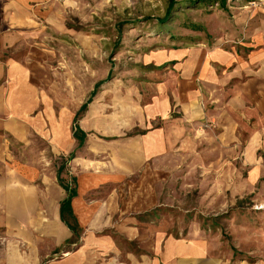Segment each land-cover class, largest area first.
I'll return each mask as SVG.
<instances>
[{
  "label": "rangeland",
  "instance_id": "1",
  "mask_svg": "<svg viewBox=\"0 0 264 264\" xmlns=\"http://www.w3.org/2000/svg\"><path fill=\"white\" fill-rule=\"evenodd\" d=\"M191 1L176 0L173 15L161 24L158 19L165 17L171 0H0V61H12L30 73V82L40 91L38 112L46 102L56 113L63 106L74 112L102 80L93 99L101 115L127 102L132 117L133 108L171 107L170 118L151 121L153 128L168 124L165 137L173 136L165 142L167 154L146 165L159 202L146 211L150 213L146 219L154 221L147 234L158 227L163 241L169 235L185 238L204 232L221 247L247 252L262 247L258 231H264V176H251L246 154L253 150L264 163V143L234 141L232 135L240 130L234 126V112H219L224 101L219 103L218 90L208 92L202 80L211 52L220 47L237 50L252 27L256 31L264 25V0H226L225 5L206 0L193 6ZM165 80L166 91H160ZM190 88L198 114L186 122L180 105H175L182 102L180 91L187 95ZM169 90L179 92L178 98L170 97ZM159 92L169 97L154 100ZM30 133L23 141H11L18 166L38 167L53 175L66 159L56 156L40 134ZM130 201L135 204L133 197ZM116 219L87 226L88 234L80 227L74 245L49 256V262L65 259L69 250H81L80 264L96 259L111 263L119 249H107L94 233L104 227L115 228L103 234L117 232L121 223ZM131 241L130 247L136 248Z\"/></svg>",
  "mask_w": 264,
  "mask_h": 264
},
{
  "label": "crops",
  "instance_id": "2",
  "mask_svg": "<svg viewBox=\"0 0 264 264\" xmlns=\"http://www.w3.org/2000/svg\"><path fill=\"white\" fill-rule=\"evenodd\" d=\"M250 31L247 41L241 43L243 47L235 51L220 47L209 54L211 56L205 64L207 73L202 83L208 92L210 88L218 90L217 100L219 103L224 101L219 112H234V126L240 127L237 134L232 135L234 141L263 144L264 25L256 31L252 27ZM257 37L259 45L255 44ZM30 79V73L23 66L12 61H0V264H51L49 256L67 245H74L73 241L79 235H75L61 217V204L68 197L65 184L76 190L72 210L85 232L88 231L87 226H98V223L115 218L121 223V229L113 234L102 233L111 227L94 233L107 243V249L117 247L119 252H113L109 260L111 263H98L96 259L93 264H264L263 230L258 231L262 247L247 252L221 247L220 241L212 240L211 235L204 232H192L185 238L169 235L163 241V232L158 227L153 228V234H147L146 230L152 229L154 221L151 222L150 216L146 219V213L150 215L146 211L158 207L159 202L151 178L152 171L146 165L151 159L156 162L167 154L165 142H171L168 138L173 136L165 137L168 124L153 128L151 121L170 118L171 107L164 110L150 105L141 110L133 108L134 117L140 111L144 115L133 119L129 113L132 112L130 103L127 102L119 105L113 113L105 109L100 117V110L93 102L95 95L78 118L80 128L86 133L85 142L80 146L73 134V124L82 104L74 112L63 106L56 113L46 102L45 109L38 112L40 91ZM165 85L166 80L160 91H166ZM188 90L192 92L191 96L181 91L180 94L170 91L173 99L180 95L182 102L175 106L180 105L186 122L192 119L194 113L198 114V110L193 108L194 90ZM159 93L154 100L164 95L169 97L167 93ZM30 132L40 134L51 143L56 156L66 159L65 164H61L62 181L58 177L61 166L55 167L53 175L44 173L38 167L18 166L17 153L11 147V141H23ZM246 157L251 160L247 163L252 165L251 176H264V163L257 159L254 151H247ZM262 189L264 191V186ZM131 197L135 204L131 203ZM129 206L136 210L129 211ZM155 219L159 220L158 217ZM130 220L134 221V225L130 224ZM131 240H135L136 248L130 247L133 245ZM79 252L81 250H69L65 253L66 258L55 264H80L79 259L83 256Z\"/></svg>",
  "mask_w": 264,
  "mask_h": 264
},
{
  "label": "trees",
  "instance_id": "3",
  "mask_svg": "<svg viewBox=\"0 0 264 264\" xmlns=\"http://www.w3.org/2000/svg\"><path fill=\"white\" fill-rule=\"evenodd\" d=\"M208 1H215V0H208ZM219 3H221L222 5L226 4V0H216ZM206 0H194L189 2L190 5H198L199 3H205ZM176 5V0H171V3L169 5V9L167 10V13L165 15L164 18L158 19V21L163 24L166 23L167 21H169V19L171 18V16L173 15V11ZM201 26H197V30H201L200 28ZM112 77V73L109 74L108 79H110ZM105 80H102L100 82H98L94 88V90L92 91L89 99L82 105L81 109L79 110V112L76 115L74 124H73V134L74 137L79 141L80 146L85 142L86 139V133L80 128L79 124H78V118L80 117V115L86 110L88 104L90 101H92L93 97L97 94L98 89L100 87V85L104 82ZM59 173H58V177L59 180L62 181V177L60 175L61 170H62V166L59 168ZM65 188L68 191V197L62 202L61 204V217L62 220L67 224V226L71 229V231L75 234V235H79L80 232V226L73 214V210H72V199L73 197L77 194L76 190L72 187H70V185L65 184Z\"/></svg>",
  "mask_w": 264,
  "mask_h": 264
},
{
  "label": "bare ground",
  "instance_id": "4",
  "mask_svg": "<svg viewBox=\"0 0 264 264\" xmlns=\"http://www.w3.org/2000/svg\"><path fill=\"white\" fill-rule=\"evenodd\" d=\"M33 69H34V68H33ZM37 71H38V70H37ZM39 71H40V70H39ZM42 71H43V70H42ZM43 72H44V71H43ZM32 73H33V72H32ZM43 74H44V73H43ZM32 75H33V74H32ZM46 75H47V74H46ZM38 76H41V75L38 74ZM41 77H43V76H41ZM44 78H45V77H44ZM47 78H48V77H47ZM48 79H49V78H48ZM186 85H187V84H186ZM122 89H123V88H122ZM116 91H117V90H116ZM123 92H124V91H123ZM105 93H107V91H106ZM118 93H119V92H118ZM118 93H116V94H118ZM100 95H101V93H100ZM130 96H131V95H130ZM60 97H61V96H60ZM121 97H123V96H121ZM124 97H125V96H124ZM185 97H186V96H185ZM60 99H61V98H60ZM120 100H121V98H120ZM124 100L127 101V100H129V99H127V100L124 99ZM124 100H123V101H124ZM68 102H69V101H68ZM97 103L99 104V102H97ZM136 104H137V103H136ZM92 105H93V104H92ZM92 105H91V106H92ZM92 108L94 109V107H92ZM90 109H91V108H90ZM96 109H97V108H96ZM96 109H95V111H96ZM96 112H97V111H96ZM96 112H94L95 115L98 113V112H97V113H96ZM138 113H139V112H138ZM142 113H143V112H142ZM142 113H141V111H140V114H142ZM140 114H137V115H140ZM98 115H99V114H98ZM113 115H114V114H113ZM137 115H136V116H137ZM142 115H143V114H142ZM91 116H92V115H91ZM96 116H97V115H96ZM96 116H94V117H96ZM143 116H144V115H143ZM143 116H141V117H143ZM97 117H98V116H97ZM100 117H102V115H101ZM132 118L134 119V117H132ZM137 118H138V116H137ZM87 119H88V115H87ZM130 119H131V118H130ZM85 120H86V119H85ZM85 120H84V121H85ZM143 120H144V119H143ZM143 120H142V123H144ZM88 121H89V120H88ZM121 121H122V120H121ZM129 122H130V121H129ZM88 123H90V122H88ZM101 123H102V121H101ZM101 123H100V124H101ZM102 125H103V124H102ZM55 131H57V130H55ZM61 131H62V130H61ZM117 133H118V132H117ZM56 134H57V132H56ZM57 137H58V136H57ZM64 143H65V142H64ZM132 144H133V143H132ZM129 145H130V144H129ZM129 145H128V147H129ZM93 146H94V145H93ZM132 146H134V145H132ZM136 147H138V146H136ZM95 148H96V146H95ZM130 148H132V147H130ZM142 148H143V147H142ZM101 149H102V148H101ZM138 149H139V148H138ZM99 150H100V149H99ZM140 150H141V149H140ZM137 151H138V150H137ZM97 152H98V151H97ZM139 152H140V151H139ZM125 156H126V155H125ZM127 156H128V155H127ZM122 158H123V157H122ZM129 158H130V157H129ZM134 158H135V157H134ZM77 159H78V158H77ZM130 159H131V158H130ZM74 160H75V159H74ZM131 160H133V159H131ZM81 161H82V160H81ZM92 161H94V160H92ZM92 161H91V162H92ZM112 161H116V159H115V160L113 159ZM133 161H134V160H133ZM133 161H132V162H133ZM85 163H86V161H85ZM85 163H84V164H85ZM75 164H76V163H75ZM110 164H111V163H110ZM94 165H95V164H94ZM94 165H93V166H94ZM113 165H114V164H113ZM124 165H125V164H124ZM75 166H76V165H75ZM79 166H80V165H79ZM111 166H112V165H111ZM111 166H110V167H111ZM119 166H120V165H119ZM80 167H81V166H80ZM122 167H123V165H122ZM93 168H94V167H93ZM95 168H96V167H95ZM129 168H131V167L129 166ZM85 169H87V168H85ZM121 169L123 170V168H121ZM147 169H148V167H147ZM89 170H90V168H89ZM95 170H96V169H95ZM117 170H118V169H117ZM124 170H125V169H124ZM148 170H149V169H148ZM91 171H92V170H91ZM111 171H113V170L111 169ZM118 171H119V170H118ZM118 171H117V172H118ZM123 172H125V171H123ZM155 172H156V171H155ZM89 173H90V172H89ZM148 173H150V172H148ZM153 173H154V172H153ZM93 176H94V175H93ZM126 176H127V174H126ZM143 176H144V175H143ZM147 178H148V177H147ZM153 178H154V177H153ZM90 179H91V178H90ZM144 179H145V178H144ZM90 181H91V180H90ZM147 181H150V179L147 180ZM151 181H152V180H151ZM144 182H145V181H144ZM145 183H146V182H145ZM145 183H144V184H145ZM147 183H148V182H147ZM88 184H89V182H88ZM138 184H139V183H138ZM149 185H150V184H149ZM136 187H138V185H136ZM82 188H83V187H82ZM142 188H143V187H142ZM147 188H148V187H147ZM140 191H141V190H140ZM150 191H151V190H150ZM143 192H144V189H143ZM136 193H137V192H136ZM141 193H142V192H141ZM148 195H149V194H148ZM152 195H153V194H152ZM134 196H135V193H134ZM137 196H138V195H137ZM145 196H146V195H145ZM145 198H146V197H145ZM142 201H143V200H142ZM139 203H140V201H139ZM84 205H85V204H84ZM138 205H139V204H138ZM134 207H135V206H134ZM87 211H88V210H87ZM83 214H84V213H83ZM84 218H85V217H84ZM197 228H198V227H197ZM195 234H197V233H195ZM157 244H158V242H157ZM158 249H159V248H158Z\"/></svg>",
  "mask_w": 264,
  "mask_h": 264
}]
</instances>
